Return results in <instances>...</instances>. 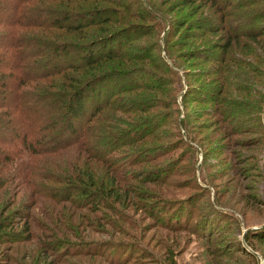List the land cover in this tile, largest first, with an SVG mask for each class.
<instances>
[{"label": "rangeland", "instance_id": "obj_1", "mask_svg": "<svg viewBox=\"0 0 264 264\" xmlns=\"http://www.w3.org/2000/svg\"><path fill=\"white\" fill-rule=\"evenodd\" d=\"M74 1L70 0V5L61 8L81 12L88 19L91 10L100 9L103 12L110 8L115 10V15L112 12L105 15L113 20L99 29L97 26L84 29L78 36L65 33L61 38L51 40L87 42L128 26L137 27L139 32L144 31V35L134 44L143 48L159 44L161 58L169 63L163 37L170 24L174 42L172 54L181 64L177 73L180 77L183 68L192 85L167 84L163 86L162 93L147 91L145 95H156L162 102L166 101L165 106L157 107L151 113L167 118L171 114L176 121L184 118V125L192 131L194 139L189 138L184 129L173 128L158 141L147 140L142 143L144 145H137L144 148L159 146L158 154L161 157L154 163L141 162L140 158L145 155L150 158L155 156L152 151H147L143 156L136 157L139 163L132 164V153L136 155L134 153L139 150L135 151L134 146H120L114 155L120 162L129 161L132 164L129 169L138 172L139 179H131L127 184L121 182L118 189L129 186L130 193L125 195L119 192V197H124L117 201L97 192L92 198L99 201L90 208L80 202V193L71 196L76 200L71 202L81 203L77 208L69 205L64 198L59 199L58 191L62 189L64 192L60 183L47 184L55 191L54 195L58 198L55 202L41 197L34 199L27 187L8 180L0 187V217L12 216L16 211L28 212L29 231L25 234L29 235L25 239H21L25 235L22 234L23 237L2 241L0 264H264V241L251 238L253 246L260 253L257 252L256 258H253L246 251L243 238L247 230H261L260 234H264V133L228 134L220 127L221 117L210 101H197L194 96L193 100L188 98V105L185 106V98L182 99L186 91H190V95L194 93L203 97L200 95L203 94L210 99V90L198 94L196 89L219 86L216 70L224 67L231 70L236 65L241 70L242 83L245 82L251 89L246 95L239 93V97L243 96L247 102H260L264 112V35H256L259 41L251 42L248 36L239 34L229 50L232 58L224 62H203L190 56L195 52L212 55L215 53L212 48L216 49L227 39L226 32L220 29L216 30H219L216 34L213 33L215 29H207L208 32L192 29L189 34L186 33L188 27L202 22V18L211 17L219 25L216 18L221 11L218 12L210 0H78L87 2L82 8L74 7ZM228 1L233 3L229 7L230 13H227L229 21L237 18L238 24L248 23L246 19L250 17V8L244 7L239 11L234 4L241 0ZM48 2L49 7L54 6L53 9H58L57 5L63 6L58 0ZM149 4L165 16L166 24L162 23V26L166 25L164 29L155 28L159 20L152 17L154 12ZM254 6L258 11L263 9L260 5ZM148 10L150 13H147ZM119 17L120 21H115ZM125 17L126 21H122ZM76 21V18L72 19V23ZM263 22L264 17L258 20V23ZM183 23L184 28L174 34L175 26ZM27 31L36 33L39 29ZM234 31L240 33L241 30ZM51 32L60 33L56 29H51ZM215 51L220 52L219 49ZM236 60L248 65L235 63ZM126 63L125 70L144 65L140 61ZM8 71L7 67H3L0 74H7ZM225 74L221 73V77ZM164 76L165 80H171L170 76ZM173 100L178 105L174 107L173 104L174 109L170 107ZM178 107L180 113L176 117ZM117 116L126 120L133 117L120 113ZM76 153L79 155L75 158ZM58 154L54 156L61 165L72 169L74 166H84V171L92 174L98 184H107L112 179L111 173L101 162L76 152V148ZM155 170H159V173H155ZM8 171V168L0 166V178L5 177ZM166 174L164 181L156 179ZM76 186L83 187L84 184L77 183ZM18 215L14 218L15 232L25 228L24 219H18L24 214Z\"/></svg>", "mask_w": 264, "mask_h": 264}, {"label": "trees", "instance_id": "obj_2", "mask_svg": "<svg viewBox=\"0 0 264 264\" xmlns=\"http://www.w3.org/2000/svg\"><path fill=\"white\" fill-rule=\"evenodd\" d=\"M210 1L218 12L221 11L216 18L219 25L211 17L202 18V22L188 27L186 33L189 34L192 29H215L213 33L216 34L219 33V30H216L220 29L226 32L227 39L216 47L220 52L213 48L215 53L212 55L195 52L190 56L191 59L224 62L227 58H232L229 50L235 42L234 39L239 38V34L248 36L251 42L259 41L256 35H264V22L258 23V20L264 17V0H241L234 4L239 11L244 7H249L251 11V20L247 17L248 23L240 24L236 23L237 18L230 21L228 19L227 13H230L232 2ZM58 3L63 6L57 5L58 9H53L54 6L49 7L51 5L48 0H0V70L3 67L9 70L7 74H0V166L9 169L7 175L0 178V187L8 180H14L23 188L27 187L30 190L29 195H33L34 199L41 197L57 202L55 191L47 187V184L60 183L64 192L62 189L58 191L62 197L59 199L64 198L69 201V205L77 208L81 203L71 202L76 201L71 196L80 193V202L85 203L84 207L90 208L99 201L92 198L97 192L114 201L124 197H119V192H124L125 195L130 193L129 186L119 189L118 187L121 182L127 184L131 179H139L138 172L129 169L133 163H139L137 156H143L147 151L155 154L151 158L147 155L140 158L142 163H154L161 157V154H158L159 146L144 148L137 145H144L142 143L147 140L158 141L166 137L168 130L173 128L180 131L184 129L185 134L194 139L192 131L184 125V118L176 121L171 114L170 118H167L165 115L151 113L157 107L165 106L166 101L162 102L156 95H145L147 91L162 93L163 86L167 84L177 86L183 83L187 87L192 84L183 68L180 77L177 73L181 64L172 54L174 42L170 24L163 37L168 63L160 56L159 44L148 48L134 44L136 39L144 35V31L139 32L137 27L128 26L121 31L108 32V36L87 42L51 40L61 38L65 33H75L78 36L91 26H97L99 29L112 19L105 13L112 12L113 15L115 12L110 8L103 12L100 9L91 10L92 14H89L91 16H88V19L81 12L61 8L70 5V0H58ZM86 3L76 0L74 7L82 8ZM255 4L263 9L258 11ZM149 6L154 12L152 17L159 20L155 28L164 29L166 25L162 26V23L166 24L165 16L152 5ZM147 13H150V10ZM75 18L77 21L72 23ZM120 19L119 17L115 21ZM125 19L127 18L122 21H126ZM210 21L215 23L208 25L207 22ZM34 28L39 31H27ZM182 28L184 23L175 26L174 34ZM51 29H56L61 34H53ZM234 29L241 31L236 33ZM136 61L144 65L125 70L126 62ZM235 63L248 65L239 60ZM216 72L220 80L219 86H202L196 89L198 94L210 90V99H206V95L200 94L203 97H199L186 91L182 97L185 98V106L188 105L189 97L190 100L195 99L194 96L197 101L208 100L216 106L215 111L221 117L220 127L228 134L260 131L264 133V112L260 102H247L243 96L239 97V93L246 95L251 91L248 84L242 83L240 79L241 70L234 65V69L228 70L224 67ZM221 73H226L223 78ZM164 75L170 76L171 80H165ZM230 90L233 91L228 94ZM173 104L176 107V101L173 100L170 105L172 109ZM119 113L133 115L134 118L126 120L118 117ZM175 113L178 117L179 107ZM120 146H134L135 151L139 150L134 153L136 155L132 153V164L129 161L117 160L114 154ZM70 148H76V152L101 162L111 173V181L98 184L92 174L84 171V166H74L72 169L61 165L55 156ZM78 155L79 153H76L74 157ZM68 165L71 166L72 163ZM154 172L159 173V170ZM168 174L156 179L164 181ZM77 183L84 186H76ZM15 214H24L18 219H24L25 228L22 227L17 232L13 230L16 227ZM27 216L28 212L19 211L12 216L2 215L0 243L23 237L22 234L28 233ZM260 231L247 230L243 235L246 246L253 252L248 249L246 251L253 258H256L258 250L253 246L251 238L264 241V234H260ZM28 235L25 234L21 239ZM48 245L50 244H46ZM258 254L260 255L259 252Z\"/></svg>", "mask_w": 264, "mask_h": 264}, {"label": "water", "instance_id": "obj_3", "mask_svg": "<svg viewBox=\"0 0 264 264\" xmlns=\"http://www.w3.org/2000/svg\"><path fill=\"white\" fill-rule=\"evenodd\" d=\"M246 248H247L249 251H251V249H249L247 246H246ZM251 252H253V251H251Z\"/></svg>", "mask_w": 264, "mask_h": 264}]
</instances>
